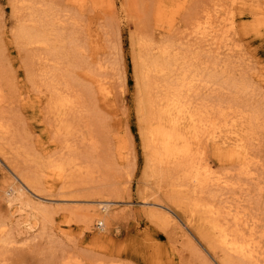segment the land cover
I'll return each mask as SVG.
<instances>
[{"label":"rangeland","instance_id":"rangeland-1","mask_svg":"<svg viewBox=\"0 0 264 264\" xmlns=\"http://www.w3.org/2000/svg\"><path fill=\"white\" fill-rule=\"evenodd\" d=\"M163 50L201 80L185 96L194 132L179 130L190 151L184 139L147 136L157 122L146 117L140 68ZM59 95L73 104L63 118ZM0 127V264H223L190 220L196 201L255 242L264 264V0H0ZM213 130L219 146L206 138ZM191 162L223 184L192 195L180 174ZM60 164L54 181L49 167ZM97 193L118 197L102 239L105 225L80 223Z\"/></svg>","mask_w":264,"mask_h":264},{"label":"bare ground","instance_id":"bare-ground-1","mask_svg":"<svg viewBox=\"0 0 264 264\" xmlns=\"http://www.w3.org/2000/svg\"><path fill=\"white\" fill-rule=\"evenodd\" d=\"M227 20L228 21L226 22L229 23L230 19ZM32 32H34V30ZM201 32L203 33L204 29ZM27 33L24 34L29 37ZM194 33L197 34L198 32ZM44 36L41 37L39 36V33L34 32L33 38L34 40L39 41L41 39L40 42H45L46 37L44 38ZM33 38L29 37V39ZM172 54V52L163 50L160 54L159 59H147L145 60V62H142L143 67L140 68L143 69L141 70V73L143 74H141V76L143 77L141 79H143L144 81L146 88L145 91L147 92L145 112L146 117L148 118L149 122H157V125L154 128L152 126H149L147 136L149 137L150 134L155 133L157 135H160V137L166 138L168 144H173L176 143V141H181L182 139H184L186 140L185 147L187 151H190V147L193 144L190 145L187 140L188 138L186 139L185 136L183 137L182 134L179 133V130L183 129L186 130L188 133L194 132V126L196 125L195 122L198 117V114H193L190 112L188 104L185 100V96L191 92L194 83L200 82L201 80L198 77V72H196V67L192 66L191 64H188L185 61L184 56ZM154 77H157L156 79H159L156 80L154 79ZM95 81L94 82L97 85V89L101 95V98L108 99L110 93L105 88V85H103L102 83L99 84V80L95 79ZM206 82L210 83V78H208ZM55 102L57 104L56 112L61 118L66 115V110H69V108L73 106V104L71 105L70 100L66 96H57ZM61 121V123L66 122L64 119ZM198 132L199 131H197V133ZM213 132L214 130L212 131L211 135L206 138L210 137L209 140L211 142L213 141L215 145H221L222 143H220L219 138L220 134H218L217 132V134ZM206 134L208 135L207 132ZM189 135L190 137L192 136L191 138H194L196 133ZM153 140H148L149 142L147 143V147L153 154H157V150L155 149V147L152 148L151 145V143H153ZM159 140L160 138L158 137L157 141ZM243 149L244 148L240 143L235 145L234 153L236 157L242 158L243 152H245V150L243 151ZM155 154L153 155V161L156 160ZM67 168L68 167H66L65 164H60L57 166L52 165L51 167H49L50 172L48 171V176L54 181H61L65 176ZM180 174L182 176V182L188 184V186L189 184L193 185V190L190 191L191 193H193L192 195L196 194L197 190L204 189L206 185L211 181L218 183L217 185H221V183L223 184L222 179H211L208 171L205 170V167L202 168V165H198V162L197 164H195L194 162L187 164L186 167L182 169ZM26 183L29 184V182ZM186 184L185 186L187 187ZM182 187L184 188V185L180 186V188ZM18 190L19 189H17V191L12 189V193L9 194L8 198L9 203H15L13 204L15 207L14 213H21L23 212L24 208H26V205H24L23 202L21 203V201L15 200L14 195L16 192H18ZM99 195L102 199L100 201L95 202L96 205H94V207H89L85 209L84 213L80 215V223L84 226V229L87 231H91V229L95 228V226L98 227L97 229H102V227L105 225L103 233L100 237L102 239L107 236V233H109L111 223L116 222L118 219V215L109 212L111 206L116 203L114 199L116 200L118 199V197L108 193L106 195ZM188 214L191 221H195V216H198V220L200 221L201 225L200 227H202L201 235L203 239L208 240V245L211 246L210 248L218 249L220 252L226 255L227 258L223 262V264H233V259H236L237 264H261L256 257V249H254L255 242L253 243L251 239H245L244 237L237 235L238 233L229 228V226L223 225L219 221V211L216 210L212 204H202L199 201H196L192 204L191 209H188ZM161 215L165 221H172L168 212L161 211ZM190 223L191 222H189L188 218L187 225H190ZM28 227L30 228V226ZM177 228L180 229L181 232H184L178 225ZM2 230L3 228L0 227V233H2Z\"/></svg>","mask_w":264,"mask_h":264}]
</instances>
